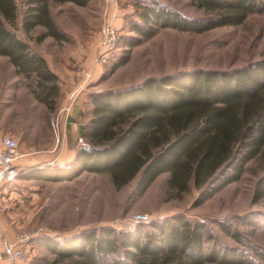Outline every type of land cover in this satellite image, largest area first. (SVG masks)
<instances>
[{
	"label": "trees",
	"instance_id": "16d2710c",
	"mask_svg": "<svg viewBox=\"0 0 264 264\" xmlns=\"http://www.w3.org/2000/svg\"><path fill=\"white\" fill-rule=\"evenodd\" d=\"M58 1L87 5L90 0ZM191 2L205 16L188 17L154 0L138 11L140 20L133 21L131 29L143 38L167 27L199 33L241 24L264 8L260 0ZM27 3L23 20L27 31L40 25L45 31L38 40L65 38L49 0ZM16 17V0H0V53L28 79L36 98L54 111L60 78L20 37L12 25ZM129 58L124 55L114 66ZM92 104V118L81 125L92 148H79L66 166L38 169V174L29 171L26 177L62 181L84 171L109 173L121 188L140 175L138 190L143 193L168 172L170 189L182 195L191 184L209 192L227 185L242 176L250 160L264 154V58L231 69L198 68L149 77L139 85L99 91ZM147 225L142 222L120 232L92 230L63 241L48 238L45 244L56 256L50 264H251L242 250L210 244L205 221L176 214L153 221L151 228ZM221 228L241 240L233 224L221 223ZM260 256L264 260V253Z\"/></svg>",
	"mask_w": 264,
	"mask_h": 264
},
{
	"label": "rangeland",
	"instance_id": "374dc122",
	"mask_svg": "<svg viewBox=\"0 0 264 264\" xmlns=\"http://www.w3.org/2000/svg\"><path fill=\"white\" fill-rule=\"evenodd\" d=\"M152 1L90 0L87 5H78L49 0L52 16L65 35L55 39L57 45L51 49L54 57L59 64L78 71L93 66L95 71L89 81L101 90L135 86L149 77L185 70L231 69L264 58V8L238 25L199 33L167 27L143 38L131 29V24L140 20L138 11ZM157 1L188 17L205 16L204 10L191 0ZM260 1L264 5V0ZM16 2L17 17L12 25L20 37L36 45L45 39L38 40L45 28L39 25L27 31L23 22L27 0ZM112 4L116 9L109 15ZM108 17L119 29V40L109 57L96 66L102 28ZM136 37L142 40L133 44ZM126 54L129 60L115 67ZM56 109L43 110L34 105L32 122L39 130L37 139L49 132L55 137L51 123ZM23 132L24 140L31 138L26 129ZM19 149L22 150L20 143ZM22 175L20 172L14 180L0 183V227L3 221L10 222L16 233L24 231L31 237L26 258L19 260L21 264H50L56 256L45 244L48 238L63 241L92 230L133 229L142 223L133 221L138 212L149 214L148 228L153 221L176 214H185L194 222L205 221L210 244L242 250L251 264H264L260 256L264 253V154L250 160L239 179L210 192L191 184L182 195L170 189L168 172L159 175L143 193L138 190L140 175L121 188L116 187L109 173L84 171L62 181H36ZM221 223L238 228L241 240L222 230ZM5 260L10 264L14 261Z\"/></svg>",
	"mask_w": 264,
	"mask_h": 264
},
{
	"label": "crops",
	"instance_id": "0c3cea01",
	"mask_svg": "<svg viewBox=\"0 0 264 264\" xmlns=\"http://www.w3.org/2000/svg\"><path fill=\"white\" fill-rule=\"evenodd\" d=\"M112 7L109 15H112L113 10L116 9L113 4ZM24 41L29 43L34 51L46 58L51 69L60 78V95L57 101L56 116H61L62 124L60 142L51 132L37 139L36 133L39 130L33 127V107L34 105L40 106V109L43 110H46L47 107L34 97L26 83V77L17 74L9 57L0 53V147L1 137L4 135L14 136L18 139L22 148V156L15 161V165L21 175L26 177V173L29 171L38 174V169L66 166L75 158L78 149L83 147L78 143L79 138L83 137L81 125L88 123L93 116L92 96L102 90L97 89L96 85H92L93 83L91 84L92 81L89 79L86 80L85 71L92 70L94 73L93 66L78 71L58 63L52 53L53 50L51 51L57 45L53 36H47L36 45L26 39ZM79 86H82L81 90H78ZM68 105H70V109L66 111L65 108ZM20 127L26 129L29 134L31 133L30 139L22 138L24 132ZM30 180L47 181L38 178H30ZM15 233L16 230L10 225V222L3 221V225L0 227V246L4 245L7 240H13ZM1 264L10 263L5 260ZM12 264L21 263L12 261Z\"/></svg>",
	"mask_w": 264,
	"mask_h": 264
},
{
	"label": "built area",
	"instance_id": "2783aa9c",
	"mask_svg": "<svg viewBox=\"0 0 264 264\" xmlns=\"http://www.w3.org/2000/svg\"><path fill=\"white\" fill-rule=\"evenodd\" d=\"M118 40L119 30L114 25L111 17H108L102 28L99 53L95 62L96 66H98L109 57V55L117 46ZM92 73V70L86 72V80L91 78ZM84 84L85 82L83 83V85ZM81 89L82 86H79L78 90ZM69 109L70 105L65 108L66 111H68ZM51 124L55 138L58 142H60L62 138L61 116H56ZM79 143L83 147L90 146L89 143L85 141L84 137L79 138ZM21 156L22 152L19 149L18 140L10 135L2 136L0 147V183L10 182L20 174V171L18 170L14 162ZM149 220L150 216L145 212H138L133 215L134 222H148ZM30 239L31 237L29 233L20 231L16 233L13 240H7L4 245L0 246V264L7 258L14 261L24 260L27 256V244Z\"/></svg>",
	"mask_w": 264,
	"mask_h": 264
},
{
	"label": "water",
	"instance_id": "95a60500",
	"mask_svg": "<svg viewBox=\"0 0 264 264\" xmlns=\"http://www.w3.org/2000/svg\"><path fill=\"white\" fill-rule=\"evenodd\" d=\"M85 148L90 149V148H92V147H91V146H87V147H85Z\"/></svg>",
	"mask_w": 264,
	"mask_h": 264
}]
</instances>
